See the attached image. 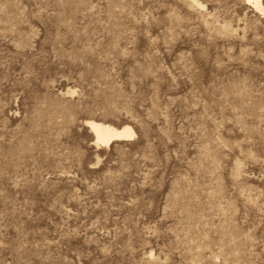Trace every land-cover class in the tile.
Wrapping results in <instances>:
<instances>
[{"label":"rangeland","instance_id":"374dc122","mask_svg":"<svg viewBox=\"0 0 264 264\" xmlns=\"http://www.w3.org/2000/svg\"><path fill=\"white\" fill-rule=\"evenodd\" d=\"M261 5L0 0V264H264Z\"/></svg>","mask_w":264,"mask_h":264},{"label":"bare ground","instance_id":"6f19581e","mask_svg":"<svg viewBox=\"0 0 264 264\" xmlns=\"http://www.w3.org/2000/svg\"><path fill=\"white\" fill-rule=\"evenodd\" d=\"M247 1L252 2L257 9H262L261 0ZM87 125L93 131L97 143H108L116 139H123L134 135V130L128 125L118 128L109 123L95 120H88Z\"/></svg>","mask_w":264,"mask_h":264}]
</instances>
